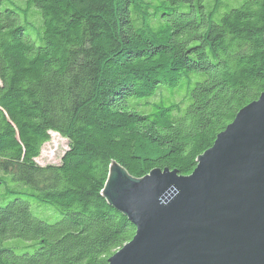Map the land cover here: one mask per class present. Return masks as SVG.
Segmentation results:
<instances>
[{"label":"trees","instance_id":"16d2710c","mask_svg":"<svg viewBox=\"0 0 264 264\" xmlns=\"http://www.w3.org/2000/svg\"><path fill=\"white\" fill-rule=\"evenodd\" d=\"M223 1L0 0V264H106L135 232L111 162L189 175L264 92V0ZM50 132L68 148L38 165Z\"/></svg>","mask_w":264,"mask_h":264},{"label":"water","instance_id":"95a60500","mask_svg":"<svg viewBox=\"0 0 264 264\" xmlns=\"http://www.w3.org/2000/svg\"><path fill=\"white\" fill-rule=\"evenodd\" d=\"M101 194L135 227L106 264H264V92L191 174L134 178L112 161Z\"/></svg>","mask_w":264,"mask_h":264},{"label":"rangeland","instance_id":"374dc122","mask_svg":"<svg viewBox=\"0 0 264 264\" xmlns=\"http://www.w3.org/2000/svg\"><path fill=\"white\" fill-rule=\"evenodd\" d=\"M204 1L207 7L206 9H208L210 0ZM242 1L243 0H224L223 7L221 8L220 12L223 13L231 8H235L240 5ZM218 19L219 15H215L213 17L214 21H217ZM178 99V97L175 98V100ZM67 148L68 142L65 138L61 137L57 133L50 132V140L42 145L40 155L38 156V158L35 159V161L38 165L42 166L47 164H58L61 159V156L64 154ZM29 209L37 219H40L47 223L56 222L61 218L59 212H57L53 206L37 204L32 201L29 204ZM17 241L19 240L13 239L7 241L6 244L11 246Z\"/></svg>","mask_w":264,"mask_h":264}]
</instances>
